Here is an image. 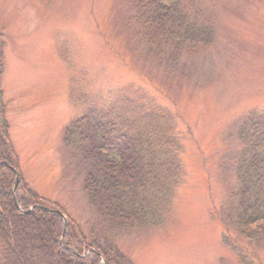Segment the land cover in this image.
I'll return each instance as SVG.
<instances>
[{"label":"rangeland","instance_id":"374dc122","mask_svg":"<svg viewBox=\"0 0 264 264\" xmlns=\"http://www.w3.org/2000/svg\"><path fill=\"white\" fill-rule=\"evenodd\" d=\"M131 1L0 0V113L2 106L25 183L59 204L65 223L75 220L87 235L103 229L85 190L87 168L63 142L65 128L126 99L160 107L175 119L183 178L163 223L110 235L132 264H264V245L226 225L240 124L264 113V0H182L209 20L214 40L180 56L146 42ZM8 184L1 177L0 198L10 211L0 204L9 222L0 231L13 264L9 227L21 215ZM1 255L0 246L3 264ZM49 260L57 261L53 254Z\"/></svg>","mask_w":264,"mask_h":264},{"label":"trees","instance_id":"16d2710c","mask_svg":"<svg viewBox=\"0 0 264 264\" xmlns=\"http://www.w3.org/2000/svg\"><path fill=\"white\" fill-rule=\"evenodd\" d=\"M131 4L148 44L171 47L180 56L199 54L214 40L209 20L185 7L182 0H132ZM5 44L0 20V97ZM174 121L160 107L126 99L102 111L93 109L65 128L63 142L87 168L85 190L104 226L87 235L75 220L68 218L65 223L59 204L25 183L1 106L0 180L6 175L11 205L19 215L33 223H39L37 215L48 221L49 258L53 254L58 261L62 256L68 264H132L110 231L163 223L173 191L183 178ZM237 136L242 144L235 162L237 187L226 206V225L250 244L264 245V113L243 121ZM0 223L7 227V222ZM0 246L2 263L11 264L1 231ZM228 246L234 249L235 245Z\"/></svg>","mask_w":264,"mask_h":264},{"label":"bare ground","instance_id":"6f19581e","mask_svg":"<svg viewBox=\"0 0 264 264\" xmlns=\"http://www.w3.org/2000/svg\"><path fill=\"white\" fill-rule=\"evenodd\" d=\"M4 192V187L0 186V195ZM1 200L0 198V204L6 214H9L10 209L7 207L9 205L6 203L7 206H4ZM13 220L11 227H9V232L12 234L10 237L14 241L13 253L16 251L12 257L13 264H68L62 256L58 261L52 262L49 260V249L44 245L45 236L50 233L47 228H42V224L27 221L23 217L20 221L15 215ZM0 221L7 222V225L9 223L6 215H0Z\"/></svg>","mask_w":264,"mask_h":264}]
</instances>
